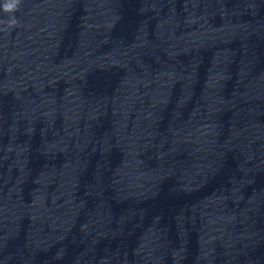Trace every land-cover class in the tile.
<instances>
[{
    "label": "clouds",
    "instance_id": "1",
    "mask_svg": "<svg viewBox=\"0 0 264 264\" xmlns=\"http://www.w3.org/2000/svg\"><path fill=\"white\" fill-rule=\"evenodd\" d=\"M18 2H19V0H17V3L6 4V5L4 6V11H6V12H15V11L17 10ZM15 23H16V20H15L14 18H12V19L9 21L10 26H11V25H15Z\"/></svg>",
    "mask_w": 264,
    "mask_h": 264
}]
</instances>
